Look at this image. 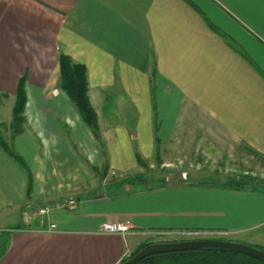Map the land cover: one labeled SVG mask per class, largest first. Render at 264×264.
<instances>
[{"label":"crops","instance_id":"crops-1","mask_svg":"<svg viewBox=\"0 0 264 264\" xmlns=\"http://www.w3.org/2000/svg\"><path fill=\"white\" fill-rule=\"evenodd\" d=\"M60 53L86 67L103 146L61 88ZM21 78L26 125L8 146L26 167L0 144V264H120L193 236L264 246V181L229 185L264 161V0H0V91L15 101ZM92 149L136 178L73 209L48 203L42 161L60 151L89 166ZM137 155L188 162L154 182Z\"/></svg>","mask_w":264,"mask_h":264},{"label":"rangeland","instance_id":"rangeland-1","mask_svg":"<svg viewBox=\"0 0 264 264\" xmlns=\"http://www.w3.org/2000/svg\"><path fill=\"white\" fill-rule=\"evenodd\" d=\"M3 92L4 91H0L1 93L0 133H1L2 138L8 144L10 136H13V133H15L14 127H13L14 125L13 118L9 119V117L11 116L13 117L12 110H13L14 98L8 97L7 92H5L7 93V95L5 96L4 94H2ZM49 109L50 108L48 107L47 110ZM23 118L25 120L24 114H23ZM24 120L21 123V129L26 125V121ZM98 136H99V131H98V134L95 135V137L98 138ZM97 141L98 143L102 145V140L100 137L97 139ZM100 151L93 150V149L92 151H89L88 154H89L90 159L92 160L91 163L89 162V166L84 160L82 161V163L81 161H78L75 158V155L73 153H69V155H63L60 153V151L57 153L50 152L51 154H48L47 159L45 161H42V166H41L42 168L40 172L41 179L44 180L41 182L42 183L41 185H43V188H40V189L42 193H45V195H47L48 203L50 202L61 203L59 201L63 199L64 197L65 198L68 197V195H69L68 199L77 201L78 195L92 196V194L94 195V194L102 193L104 190L112 192L115 189H117V191H120V189H122L125 185V183H122V181L128 177H131V175H134V174L130 172L131 173L130 175L129 173H127V175L126 174L122 175L118 169L107 166L108 165L106 163L107 160L103 158V151H101L102 155L99 153ZM104 153L106 155V152ZM81 157L84 159L86 158L89 159L87 155L81 156ZM183 158L185 162H188V157L184 156L181 159L176 160V163H173V165L167 166L166 164H163L165 161L164 157L163 158L156 157V159L155 158L148 159V158L143 157L142 159L143 163H141L138 160L137 166L139 165V168L142 167V169H146L145 178L148 177L149 179L154 180L155 182V181H158L160 178H165L168 175V172L170 169L181 171L184 167ZM151 164L153 166H150ZM185 167L190 168L188 164H186ZM193 167L197 168L196 165H193ZM240 168L241 170L249 169V171H251V173L254 174L253 175L250 173L248 174L242 173L243 175L240 176V178L238 179H241L243 183L248 184V182L250 181L249 183H251L252 185H255L257 182L261 183L264 181V161L259 156L255 155L252 160V163H250L249 165L248 164L241 165ZM241 170H238V172ZM87 173L88 175H86ZM77 174L79 175L78 177H84V180L80 182H76L75 177ZM86 178L88 180H85ZM119 183H121L120 186H118ZM67 190L69 191L68 195L57 198L56 196L57 194L65 192ZM43 204H47L46 201H44L43 199L37 198L33 205H34V208L36 209L37 207L39 208ZM31 214L32 212L29 213V217L31 216ZM3 221H6V220H3ZM6 224H7L6 222H0V226H2V228L0 227L1 234L5 233L6 235V233L8 232L7 228H9V224L8 225ZM189 239H201V238L193 236ZM206 239H219V238H206ZM240 242H243V241H240ZM250 245L255 248L264 249V246L262 245H257V244H250Z\"/></svg>","mask_w":264,"mask_h":264},{"label":"trees","instance_id":"trees-1","mask_svg":"<svg viewBox=\"0 0 264 264\" xmlns=\"http://www.w3.org/2000/svg\"><path fill=\"white\" fill-rule=\"evenodd\" d=\"M59 66L62 78L61 88L66 92V94L75 104L83 121L92 129L94 134L97 135V114L88 96V81L86 67L81 63L74 62L71 57L65 53H60L59 55ZM2 94H4L5 96L7 95V93L5 92H3ZM25 106V79L21 78L18 82L15 94V102L12 110V118L14 121L13 127L15 133H18L22 130L21 123L24 120L23 112L25 110ZM0 144L8 151V153L13 155L23 166L26 167L22 158L9 148L7 142H5V140L2 138L1 133ZM137 157L138 160L143 163L141 156L137 155ZM135 178V176L128 177L122 182H130ZM229 185L235 188H245V183H243L241 179L230 180ZM7 233L6 235L5 233H0V258L6 250ZM145 245L146 244L140 246L129 257L133 256ZM129 257L125 258L124 260L128 259ZM137 264H264V260H260L247 254L233 251L230 249L206 247L200 249L156 253L144 257Z\"/></svg>","mask_w":264,"mask_h":264},{"label":"water","instance_id":"water-1","mask_svg":"<svg viewBox=\"0 0 264 264\" xmlns=\"http://www.w3.org/2000/svg\"><path fill=\"white\" fill-rule=\"evenodd\" d=\"M206 247L225 248L240 253L247 254L254 258L264 260V250L255 248L250 244L236 241V240H225V239H185L177 241H159L148 243L142 247L137 253L128 259L122 261L120 264H137L144 257L169 251H182L189 249H200Z\"/></svg>","mask_w":264,"mask_h":264},{"label":"built area","instance_id":"built-area-1","mask_svg":"<svg viewBox=\"0 0 264 264\" xmlns=\"http://www.w3.org/2000/svg\"><path fill=\"white\" fill-rule=\"evenodd\" d=\"M59 206L63 208L73 209L76 207V201L72 199H67V200L62 201L59 204ZM48 212H49V209L47 207L40 208L38 211L40 215H46ZM129 227H130L129 222L123 223V224L122 223H105L102 225L100 230L106 233H122L123 234L129 230ZM55 228H56V224L54 223H51L48 227L49 230H53Z\"/></svg>","mask_w":264,"mask_h":264}]
</instances>
